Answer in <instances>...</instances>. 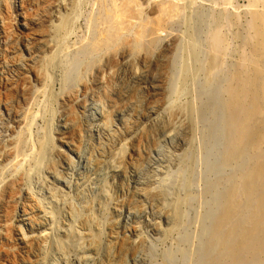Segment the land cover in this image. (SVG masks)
I'll return each mask as SVG.
<instances>
[{"label": "rangeland", "instance_id": "obj_1", "mask_svg": "<svg viewBox=\"0 0 264 264\" xmlns=\"http://www.w3.org/2000/svg\"><path fill=\"white\" fill-rule=\"evenodd\" d=\"M23 1V17L38 7L43 13L25 26L20 0H0V69L5 55L13 62L29 49L36 57L56 42L59 0ZM74 1L80 15L59 48L49 89L26 75L0 92V109L8 110L0 153L16 144L21 150L13 163L0 160V264L25 257L18 231L28 236L27 225L19 228L14 213L6 219L32 202L29 193L53 217L33 229L37 264H200L227 179L244 168L224 165L223 103L242 66L252 71L257 61L264 75L248 28L253 11L264 14V0ZM216 30L224 45L212 64L208 39ZM103 38L115 47L84 54ZM5 42L16 49L4 54ZM97 125L102 142L93 139ZM48 129L54 147L43 149ZM85 155L92 161L81 167ZM170 209L178 228L168 221Z\"/></svg>", "mask_w": 264, "mask_h": 264}, {"label": "bare ground", "instance_id": "obj_2", "mask_svg": "<svg viewBox=\"0 0 264 264\" xmlns=\"http://www.w3.org/2000/svg\"><path fill=\"white\" fill-rule=\"evenodd\" d=\"M22 4H24V1L20 0L17 14L19 20L25 26L28 24L31 16L43 13L42 9L38 7V10L34 14L29 15L26 13L25 17H23ZM5 5L7 6V4ZM78 8V1L76 3L74 0H59L56 2V11L53 13L52 18V21L54 20L55 23L54 31H51L52 38L56 42L53 47H48L44 53H39L35 57L31 50L25 49L23 50L24 53L20 52L22 57L19 55L13 62L7 60L8 55L3 56L5 65L1 66L2 68L0 69V92L12 87L14 77L26 80V75H28V79L35 83L43 82V90L44 88L46 90L49 89L48 87L53 82V72L58 67L59 48L63 44L65 37H67L65 35L71 32L72 26H74L79 17L78 15H80ZM4 13L10 14L8 6L4 8ZM248 28L250 32V50H253L255 54H259V56L264 58V14L253 11ZM121 35L116 34L114 36L118 40L121 38ZM208 40L210 46L215 51L214 58H211L210 61L212 64H215L217 62V55L223 48L224 40L218 30L213 31ZM93 45L94 47H91L92 50L85 51V55L93 54V52L100 53L103 49L107 50L115 47L113 38H103V40H99ZM2 48L3 53L7 54L15 50L16 45L5 42ZM89 49L90 47L87 48V50ZM251 64L253 66L252 71H248L242 66L241 70L233 77L231 83L226 87L225 91L228 97L226 102L223 103V109L226 112L225 127L229 145L224 157V165H242V168H244L241 169L238 176H230L227 179L228 186L221 199V212L214 219L212 239L208 244L209 252L200 264H264V75H262L257 61H253ZM259 81L261 82L260 84ZM65 91V88H60V92L63 93ZM29 94L30 92H25L22 97L21 102H23L25 107L30 104ZM39 111L40 109L36 113ZM7 112L6 108L0 109L1 122L4 120L3 116L4 114L7 115ZM32 118H35V116ZM184 126L188 129L190 128V133L192 134L191 124L184 123ZM105 127L106 129H110L109 123ZM95 129L98 130H95L96 134L93 139H99L102 142L104 138H101L100 127L98 128L97 125ZM50 133L49 129L45 131L42 142L43 149L54 147V141ZM111 136L112 134L110 133L107 137ZM2 137V134H0V142L3 139ZM16 145V147L4 149L0 153L1 162L10 164L20 157L21 150L19 144ZM124 159L125 155L121 153L117 162L121 164ZM91 161V157L85 155L80 162V166H87ZM21 166L23 165L21 164ZM29 197L32 202H28L26 207L18 213H15V210H11L6 219L11 222L15 214L17 216L15 218L18 222L17 226L20 228L21 225H27L29 230L28 236L25 235L26 232L23 228H20L18 231L20 242L23 244V247H26L25 257L18 258L19 264H37L39 262V258L32 254L34 242L32 240V232L37 226L53 219L49 206H42L34 198L38 197L35 194L29 193ZM158 197H160L159 194ZM162 203L173 206L172 202ZM26 210L29 212H26ZM36 210H38V214L35 215ZM172 212L173 210L170 209V214L167 218L172 227L176 228L178 226L176 225L177 220ZM80 213L81 210L78 209L76 214ZM77 232L79 233V239H82V230L77 228Z\"/></svg>", "mask_w": 264, "mask_h": 264}]
</instances>
